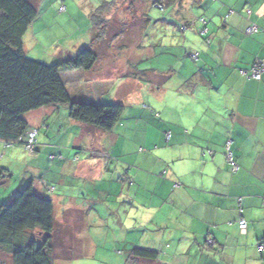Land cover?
<instances>
[{
	"label": "crops",
	"instance_id": "0c3cea01",
	"mask_svg": "<svg viewBox=\"0 0 264 264\" xmlns=\"http://www.w3.org/2000/svg\"><path fill=\"white\" fill-rule=\"evenodd\" d=\"M89 2L92 11L97 4ZM167 5L171 11L161 21L145 14L147 24L132 54L116 37L107 50L98 49L90 70L61 73L65 84L72 74L86 77L89 71L97 76V69L106 73L113 68L121 76L130 62L136 82H141L130 90L139 89L137 96L147 90L153 101L164 102L165 122L153 120L152 112L134 124L151 126L154 137L135 138L134 152L116 154L99 143L120 139L114 127L87 131L79 123L69 137L51 140L47 135L58 129L61 107L28 112V125L48 139L41 143L43 137H38L33 154L15 157L12 147L24 149L23 143L0 138V161L5 156L9 162L16 159L23 173L20 185L2 201H10L29 183L49 197L55 221L69 230L64 241L68 236L85 245L77 264H127L134 246L156 250L154 264H264V248L257 247L264 245V70L259 80L249 77L255 62L264 64V0H171ZM251 25L259 29L248 33ZM89 31L93 33L92 27ZM145 31L151 37L144 38ZM110 46L118 47L115 53ZM165 52L175 60L168 70L139 68L138 63L152 62ZM69 56L61 52L51 61ZM112 58L123 67L109 64ZM113 157L118 158L115 166ZM9 162L0 167L12 176ZM30 162L37 164L29 167ZM96 203L103 207L101 215L90 211ZM92 216L105 220L107 230L91 233ZM240 219L247 223L244 232ZM111 222L118 224V233ZM103 235L109 243L103 242V255L97 259L100 247L94 238ZM0 264H12L10 256L0 253Z\"/></svg>",
	"mask_w": 264,
	"mask_h": 264
},
{
	"label": "trees",
	"instance_id": "16d2710c",
	"mask_svg": "<svg viewBox=\"0 0 264 264\" xmlns=\"http://www.w3.org/2000/svg\"><path fill=\"white\" fill-rule=\"evenodd\" d=\"M38 2L0 0V138L6 143L21 141L24 145L33 128L25 115L42 107L61 105L67 107L68 117L82 123L87 131H110L120 118L123 105L73 100L61 73L90 70L98 60V49L122 33L123 29L117 28L114 34H108L111 18L106 13L116 0L101 2L90 12L93 37L88 46L65 60L51 63L28 57L24 48L23 37L38 14ZM153 5L167 6L162 2ZM10 177L9 171L0 167V183ZM68 232L55 221L52 200L39 195L32 183L0 204V253L8 254L12 264H53L55 259L78 256L64 242ZM157 256L154 249L134 246L128 252L127 264H154Z\"/></svg>",
	"mask_w": 264,
	"mask_h": 264
},
{
	"label": "rangeland",
	"instance_id": "374dc122",
	"mask_svg": "<svg viewBox=\"0 0 264 264\" xmlns=\"http://www.w3.org/2000/svg\"><path fill=\"white\" fill-rule=\"evenodd\" d=\"M89 1L92 0H62V3L66 6V8L64 11L60 12L59 4H61V0H39L38 14L24 35L27 45L25 46L27 56L38 61L51 63L53 62L51 61L53 60L52 58H55V55L58 53L63 52L72 56L77 54L82 48H84V46H88L93 37V33L90 34L89 31L90 27H92L89 16V12H91V3ZM110 1L113 0H95L96 3L94 4L99 6L101 2ZM169 1L171 0H116V3L113 4L110 9L111 11L106 13L107 18H111L109 20L108 34L111 36L117 31V28H122L123 31L117 36V38H120L123 42H126V53L132 54V52H134V45L140 40L144 32V26L147 24L145 14L156 21H161V18H167L172 8L171 5H167ZM158 2H162L167 6L161 8L153 5ZM193 6L196 8V5ZM114 7L116 10H114ZM161 32L158 37L163 38ZM143 37H151V35L145 31ZM105 45L103 44L101 48L107 50L109 44L106 46ZM117 49V46H110L108 50L109 52L115 53L114 51ZM158 49H160V47H158L157 50ZM171 55L172 54H168L166 52L159 53L157 56H155V58H152V62L150 60H145L138 63L139 68L157 66V68H159L161 71H165L166 69L168 70L171 68V65H174L175 63V60ZM190 62L193 63L194 61L190 60ZM114 63L116 65H121L122 61H117L113 58L109 59V64ZM128 64L131 63L127 61L125 67L126 75L118 76L117 70L114 71L113 68H108L106 73H100L97 69L94 70V73H99L97 76L102 75V77H97L96 75H93V73L86 71L89 74L86 75V77H75L74 74H72L66 83L68 92H70L72 96L78 98L80 101L92 104L123 105L124 110L120 118L113 126V131L120 134V139L116 143L114 142V144L112 141L109 142L108 140H101L99 142L105 151H115L116 154L121 152L123 154L134 152L136 150V142L134 140L135 138L154 137V130L153 128H150L151 126H144L142 124L143 122L139 123L138 126H134L138 119H144V117H142L143 115L148 113L152 114L153 112V120L160 119L163 122L166 120V111L163 106L164 102L162 103L161 100L159 102L153 101L150 98L147 90L145 91L144 89H142L137 96L138 92L136 91H139V89H137V83L140 81L138 80L139 82H136L137 80H135L136 78H134L135 76L133 74L134 69L128 67ZM121 67H123V65H121ZM77 73L81 75L82 72ZM87 76H92V80H88ZM139 78H141V76ZM144 80L145 79H143V81ZM134 84H136L137 88L130 90ZM90 89L92 90V93H90ZM60 107V114L57 120L58 129L54 131L50 130L47 135L48 137H51V140L56 137H69L71 131L74 132V130L77 129L76 127L79 129V125L82 124L80 122H74V120H71L68 117V111L65 105H61ZM159 113L162 114V118L159 116ZM142 129L145 131H142ZM47 136H45L44 133L38 131L37 139L38 137H43L44 140L42 138L40 142H46L48 139ZM87 137H91V135H88ZM12 148L15 151V157L17 154L21 153L22 156H27L25 150L22 149L20 144H14ZM116 159L118 158H111V166H115L117 164ZM3 160L4 161H0V164H6L10 161V158L5 156ZM11 162V170L13 175L10 177L8 185L0 187V204L4 203L2 200L12 194L15 188L20 185V179L23 176L22 168L20 169V163L16 159H11ZM11 162H9V164ZM119 162H121V159ZM35 164L37 163L30 162L28 166L34 167ZM3 195L4 197L1 198ZM102 208L103 207L101 203H96L95 209L92 207L90 211L93 214L96 213L95 211L97 210L98 214L101 215ZM91 218L96 220L90 224L91 233H100L107 230L105 220L102 223L100 220L97 221L99 219L98 217L94 218V216H92ZM110 224V228L115 229L114 233H118V224L115 223V225H113L112 222ZM105 241L109 243L104 235L99 239L94 238L95 244L100 247L96 257L97 259L98 257L101 258L103 255L101 250L103 247V242ZM64 242L67 244V247L70 245L72 246V254H77L79 256H74L71 259L59 258L58 261H54L53 263L77 264L79 259L83 258L81 255L85 251V245L80 241H76L77 243L74 242V240L71 241L68 236L65 238ZM59 251L60 250H58V252ZM104 256H106L105 253ZM67 260H69V262Z\"/></svg>",
	"mask_w": 264,
	"mask_h": 264
},
{
	"label": "built area",
	"instance_id": "2783aa9c",
	"mask_svg": "<svg viewBox=\"0 0 264 264\" xmlns=\"http://www.w3.org/2000/svg\"><path fill=\"white\" fill-rule=\"evenodd\" d=\"M161 8H163L161 6ZM65 10V5L62 3V0H61V4L59 6V11H64ZM259 28L256 26V25H251V26H248L246 31L248 33H252V32H255L257 31ZM264 30V27L261 28ZM191 56L193 58H196L197 57V53H192ZM264 70V64L257 61L255 62L250 71H249V77L253 78V79H256V80H259L260 77H261V73L262 71ZM37 129L36 128H31L28 133H27V136H26V140H25V143H24V149L26 152L28 153H33L34 150H35V147L37 145ZM229 144H230V141H227V145H226V148H227V154H228V158L229 160L231 161L232 165H233V168L236 169L237 168V165L232 161L231 159V154H230V150H229ZM238 225H239V228L242 232H244L246 230V227H247V223L244 219H240L239 222H238ZM258 249L262 250L264 248V245L263 243H260L258 244Z\"/></svg>",
	"mask_w": 264,
	"mask_h": 264
}]
</instances>
